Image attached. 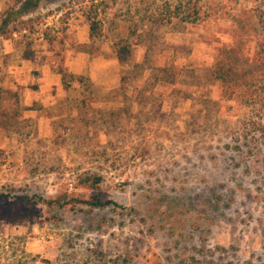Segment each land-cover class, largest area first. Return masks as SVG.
I'll return each instance as SVG.
<instances>
[{
	"label": "rangeland",
	"instance_id": "1",
	"mask_svg": "<svg viewBox=\"0 0 264 264\" xmlns=\"http://www.w3.org/2000/svg\"><path fill=\"white\" fill-rule=\"evenodd\" d=\"M29 16L0 38V264H264V0Z\"/></svg>",
	"mask_w": 264,
	"mask_h": 264
},
{
	"label": "trees",
	"instance_id": "2",
	"mask_svg": "<svg viewBox=\"0 0 264 264\" xmlns=\"http://www.w3.org/2000/svg\"><path fill=\"white\" fill-rule=\"evenodd\" d=\"M19 6L16 5L7 8L2 14H0V38L3 40H12L15 35L21 37L22 40L28 41L29 37L35 31L37 25H39L41 18L39 16H29L30 12L33 9H37L40 0H25L24 2H18ZM87 21L89 22L90 26V37L96 38L100 34L99 26L96 20L87 16ZM262 50H264V46H261ZM126 52V51H125ZM24 57L29 59L31 58V52H25ZM117 59L120 62H125L127 56H117ZM223 65V64H220ZM61 75V82L64 89H68L70 87V83L76 80L75 76L71 73H68L64 70H60ZM225 87V86H224ZM223 87V88H224ZM225 90V89H224ZM8 97H15L9 90H4L0 88V102ZM90 181V178H86L83 180L84 184H87ZM100 178L96 179L94 184L99 183ZM1 197V196H0ZM55 203V202H54ZM53 202H48L46 205L52 206ZM87 205L91 206L92 208H100L107 206L113 203H105L102 204L100 200H97L95 203L85 202ZM116 206V204H113Z\"/></svg>",
	"mask_w": 264,
	"mask_h": 264
}]
</instances>
